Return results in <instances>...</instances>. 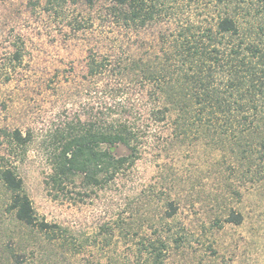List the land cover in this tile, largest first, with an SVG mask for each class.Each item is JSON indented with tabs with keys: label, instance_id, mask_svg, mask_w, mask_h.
<instances>
[{
	"label": "trees",
	"instance_id": "16d2710c",
	"mask_svg": "<svg viewBox=\"0 0 264 264\" xmlns=\"http://www.w3.org/2000/svg\"><path fill=\"white\" fill-rule=\"evenodd\" d=\"M86 4L95 10L97 0ZM70 26L93 34L87 73L76 87L88 102L74 114L64 110L47 130L0 128V182L10 193L8 213L20 243L37 251L42 239L50 246L64 240L62 226L37 216L18 173L38 142L51 169L47 188L55 199L70 201H77L71 189H81L76 195L84 201L125 180L151 153L162 161L160 181L166 182L175 148L199 143L219 154L214 201L222 212L211 227L242 225L244 214L227 202L245 178L264 180V0H107L90 19L77 12ZM148 28L156 30L153 38L143 37ZM147 198L137 218L109 222L107 231L138 225L141 264L185 256L198 229L175 228L180 202L170 194L150 188ZM154 201L165 203L158 214Z\"/></svg>",
	"mask_w": 264,
	"mask_h": 264
},
{
	"label": "rangeland",
	"instance_id": "374dc122",
	"mask_svg": "<svg viewBox=\"0 0 264 264\" xmlns=\"http://www.w3.org/2000/svg\"><path fill=\"white\" fill-rule=\"evenodd\" d=\"M106 2L97 0L93 10L86 0H0V128L47 130L64 110L71 115L88 102L86 92L78 95L76 87L87 73V40L93 34L77 33L70 25L77 12L90 19ZM155 32L148 28L142 34L153 38ZM1 132L0 151L4 149ZM39 144L18 163V173L37 216L62 226L64 240L50 246L42 239L37 251L20 243L21 233L8 213L10 193L0 182V264H16L15 256L22 264H141L138 225L124 232L117 227L108 232L107 224L137 218L150 188L180 202L175 228L199 231L192 230L185 249L188 253L175 256L168 264H264V180L254 184L245 178L238 183L239 194L227 202L244 214L242 225L221 230L211 227L214 215L221 218L222 211H217L214 201L220 176L213 160L219 154L210 148L199 143L175 148L164 172L166 182L160 181L162 161L154 160L155 153H151L125 180L91 192L84 201L76 195L81 189H71L77 201H70L55 199L47 188L51 169ZM164 208V202L154 201L152 212L158 214ZM25 238L28 241L29 235Z\"/></svg>",
	"mask_w": 264,
	"mask_h": 264
}]
</instances>
